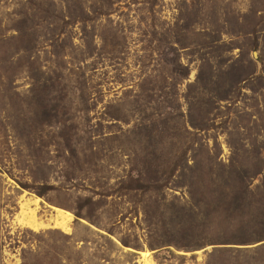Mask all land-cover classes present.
<instances>
[{
    "label": "rangeland",
    "instance_id": "1",
    "mask_svg": "<svg viewBox=\"0 0 264 264\" xmlns=\"http://www.w3.org/2000/svg\"><path fill=\"white\" fill-rule=\"evenodd\" d=\"M0 264H264V0H0Z\"/></svg>",
    "mask_w": 264,
    "mask_h": 264
},
{
    "label": "bare ground",
    "instance_id": "2",
    "mask_svg": "<svg viewBox=\"0 0 264 264\" xmlns=\"http://www.w3.org/2000/svg\"><path fill=\"white\" fill-rule=\"evenodd\" d=\"M27 224H29V225H31V226H35L33 220H29V223L27 222ZM66 226H67V225H66V222H65V221H63L62 223L59 222V227H60V228H63V229H64Z\"/></svg>",
    "mask_w": 264,
    "mask_h": 264
}]
</instances>
